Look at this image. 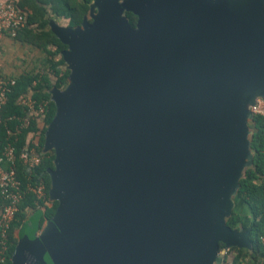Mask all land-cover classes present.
<instances>
[{
	"label": "water",
	"instance_id": "obj_1",
	"mask_svg": "<svg viewBox=\"0 0 264 264\" xmlns=\"http://www.w3.org/2000/svg\"><path fill=\"white\" fill-rule=\"evenodd\" d=\"M89 18L49 23L70 81L50 91L44 132L57 205L20 229L11 263L224 264L220 244L252 250L226 218L264 100V0H93Z\"/></svg>",
	"mask_w": 264,
	"mask_h": 264
},
{
	"label": "trees",
	"instance_id": "obj_2",
	"mask_svg": "<svg viewBox=\"0 0 264 264\" xmlns=\"http://www.w3.org/2000/svg\"><path fill=\"white\" fill-rule=\"evenodd\" d=\"M93 0H20L19 7L26 14V25L18 33L16 41L36 48L45 54L39 61V67L34 71L21 73L16 78V84L12 88L7 104L3 107L0 116L4 120L0 124V154L8 141L7 131H13L18 124L17 118L25 117V110L18 105L21 97L30 95L40 107L47 102L44 113V127L39 130L37 119L30 121V126L21 131L15 137H10L15 147V155L18 158L24 151V147L33 146L32 140L39 132L36 154L40 155L41 163L33 170H28L16 161V176L21 183L23 199L19 205L16 219L11 226L9 239L10 249L8 260L0 264H12L11 257L17 244L18 237L15 233L28 221H35L41 227L51 218L56 203L51 202L42 212L36 206L35 196L27 190V186H34L43 182L49 191L50 180L48 169L53 168V151L44 152V132L55 114V106L51 101L50 91L53 88L62 89L66 84L69 71L66 69L60 54L66 46L63 45L49 28L50 14L67 19V27L78 28L82 22L89 18L90 4ZM126 17L130 26L134 27L136 17L127 12ZM41 72V73H40ZM35 82V85L33 83ZM15 117L14 120H8ZM254 132L250 141V149L253 152V163L244 170L243 177L239 179L237 199L242 201L250 211V216H242L235 211L226 218V225L231 229L249 230L252 241V250L231 248L230 253L224 257V264H264V118L254 116L252 119ZM49 199V198H48ZM2 199L0 197V206ZM223 245H219V251Z\"/></svg>",
	"mask_w": 264,
	"mask_h": 264
},
{
	"label": "built area",
	"instance_id": "obj_3",
	"mask_svg": "<svg viewBox=\"0 0 264 264\" xmlns=\"http://www.w3.org/2000/svg\"><path fill=\"white\" fill-rule=\"evenodd\" d=\"M18 4L19 0H0V114L9 100L12 88L16 84V78L6 74L2 70L1 42L4 37L16 41L18 33L26 25V14L20 9ZM33 85H35V82ZM46 104L47 102H44L43 105L37 108L36 102L30 95L21 97L18 100V105L25 110L26 115L25 117L16 119L18 124L13 131H7L8 141L0 154V197L2 199L0 206V263H5L9 259L10 229L16 219L19 205L23 199L21 183L16 176V161L19 160L28 170H33L40 165L42 160L40 155L36 154L39 132H37L35 138L32 140L33 146L29 147L26 145L18 158L15 155V147L10 137H15L22 130L27 129L30 126V121L34 119H37L39 130H41L44 127L43 118ZM249 111L253 116L264 118V100L256 98L254 103L249 106ZM14 119L15 117L8 118V120ZM3 121L0 116V124ZM27 190L35 196L36 206L42 212L46 206L50 205L48 191L43 182L34 186H27ZM261 241L264 243V237H261ZM230 249H221L219 253L227 256L230 253Z\"/></svg>",
	"mask_w": 264,
	"mask_h": 264
},
{
	"label": "crops",
	"instance_id": "obj_4",
	"mask_svg": "<svg viewBox=\"0 0 264 264\" xmlns=\"http://www.w3.org/2000/svg\"><path fill=\"white\" fill-rule=\"evenodd\" d=\"M19 2H20V0H19ZM59 24L62 25L63 22L61 21V22H59ZM27 47H28L27 45H25L21 42H18V41H12L7 37H4L2 39L1 49H2V70H3V72H5L8 75L17 77L23 72H27V71L30 72V71L34 70L35 59L32 58L34 53L32 51L29 54ZM15 50L20 52V53L19 54H13V51H15ZM38 67H39V65H38ZM64 87H65V85H64ZM234 202L237 205L236 210H235L236 213H239L242 216V218L245 216H250L249 209L247 208V206L242 201H240L236 198L234 200ZM19 231L20 230L15 232L17 234V237H18Z\"/></svg>",
	"mask_w": 264,
	"mask_h": 264
},
{
	"label": "rangeland",
	"instance_id": "obj_5",
	"mask_svg": "<svg viewBox=\"0 0 264 264\" xmlns=\"http://www.w3.org/2000/svg\"><path fill=\"white\" fill-rule=\"evenodd\" d=\"M119 2H122V1H124V0H118ZM127 12H124L123 14H126ZM50 21H49V23L50 22H56L58 25H60V26H63V27H67V22H68V20L67 19H64L63 17H56L55 15H53V14H50ZM63 22V24L61 25V24H59V22ZM50 25V24H49ZM49 28H50V26H49ZM50 30H51V28H50ZM52 32V31H51ZM54 35V34H53ZM55 36V35H54ZM31 49V50H30ZM27 50L29 51V54L33 51V53H34V55H33V59H35V67H34V71H35V69L38 67V63H39V61L41 60H43V58H44V56H45V54L44 53H42L40 50H37V49H35V48H33V47H30V46H28L27 47ZM20 52H18V51H13V54H19ZM59 55H61V54H58L57 56H59ZM31 58V57H30ZM40 59V60H39ZM41 73V72H40ZM69 82L70 81H68V78H67V81H66V84H65V87L66 86H68V84H69ZM71 84V83H70ZM64 87V88H65ZM246 122H247V134L244 136V138H243V141H245V142H250L251 141V138H252V134H253V132H254V129H253V127H252V120H249L248 118H246ZM232 193V192H231ZM230 199H231V201H234L236 198H237V195L235 194V195H231L230 194ZM49 202L51 203V201L49 200ZM56 203V202H55ZM57 204V203H56ZM236 207H237V205H236V203L235 202H233V204H232V209H231V211L233 212V211H235L236 210Z\"/></svg>",
	"mask_w": 264,
	"mask_h": 264
}]
</instances>
